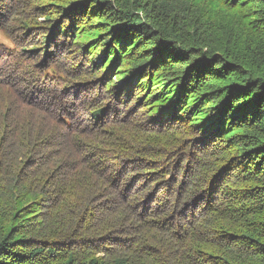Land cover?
<instances>
[{
  "label": "trees",
  "instance_id": "16d2710c",
  "mask_svg": "<svg viewBox=\"0 0 264 264\" xmlns=\"http://www.w3.org/2000/svg\"><path fill=\"white\" fill-rule=\"evenodd\" d=\"M0 264H264V0H0Z\"/></svg>",
  "mask_w": 264,
  "mask_h": 264
},
{
  "label": "rangeland",
  "instance_id": "374dc122",
  "mask_svg": "<svg viewBox=\"0 0 264 264\" xmlns=\"http://www.w3.org/2000/svg\"><path fill=\"white\" fill-rule=\"evenodd\" d=\"M3 40V39H2Z\"/></svg>",
  "mask_w": 264,
  "mask_h": 264
}]
</instances>
